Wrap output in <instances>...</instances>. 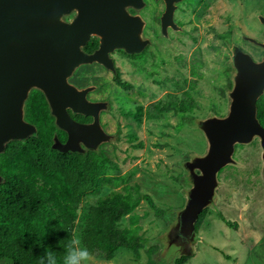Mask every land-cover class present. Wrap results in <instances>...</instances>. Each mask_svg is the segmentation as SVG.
<instances>
[{"label":"rangeland","instance_id":"rangeland-1","mask_svg":"<svg viewBox=\"0 0 264 264\" xmlns=\"http://www.w3.org/2000/svg\"><path fill=\"white\" fill-rule=\"evenodd\" d=\"M162 8V0L125 7L138 17L137 41L143 42L133 52L138 54L135 58L128 59L121 47L112 53L119 79L129 83L128 89L115 84L112 74L93 62L77 65L66 77L96 105L99 137L92 146L105 157L104 176L111 179L97 194L82 198L72 234L80 236L85 212L98 200L123 194L125 187L138 197L117 223L126 234V245L110 260L94 257L95 264H144L145 250L155 243L158 249L150 257L156 264H174L177 258L168 260L158 239L183 207L191 186L183 164L208 148L198 122L226 115L235 73L231 46L255 61L264 54L263 48L246 39H264V24L257 18L264 16V0H175L177 28L167 31H159ZM71 14L67 11L61 19L68 22L65 17L74 18ZM82 64L89 65L75 73ZM173 100H182L189 109L179 111ZM76 144L84 151L91 145L79 140ZM260 155L257 136L234 145L231 157L236 163L218 170L215 203L206 206L194 253L180 264H264ZM193 170L200 173L196 167ZM218 213L235 227L225 225Z\"/></svg>","mask_w":264,"mask_h":264},{"label":"water","instance_id":"water-1","mask_svg":"<svg viewBox=\"0 0 264 264\" xmlns=\"http://www.w3.org/2000/svg\"><path fill=\"white\" fill-rule=\"evenodd\" d=\"M174 1L163 0L162 28L170 19ZM130 5L139 7L141 0H0V152L7 140L35 131V126L23 118L24 102L31 88L43 94L54 125L66 133L63 143L53 135L52 148L84 152L77 147L79 140L91 143L88 149L96 151L92 146L99 137L96 106L85 99L83 90L68 84L66 77L81 63L99 61L110 67L105 54L113 47L134 52L143 46L137 41L138 17L125 11ZM72 7L76 8V15L64 23L61 16ZM257 18L264 24V16ZM89 34L98 35L100 42L98 49L85 54L80 46ZM246 39L264 50V39ZM231 52L235 73L226 115H212L198 122L208 148L183 164L191 186L185 193L183 207L158 239L168 260L194 253L200 240L194 223L206 206L214 205L215 189L220 183L217 172L236 163L231 157L236 143L258 137L264 173V127L256 118L255 105L264 89V54L255 61L237 46H231ZM67 109L90 115L94 120L77 123ZM194 167L199 174L194 173Z\"/></svg>","mask_w":264,"mask_h":264},{"label":"trees","instance_id":"trees-1","mask_svg":"<svg viewBox=\"0 0 264 264\" xmlns=\"http://www.w3.org/2000/svg\"><path fill=\"white\" fill-rule=\"evenodd\" d=\"M124 87H126L123 84ZM172 104L181 112L189 109L183 101ZM256 118L264 127V89L256 99ZM23 117L35 131L20 139H9L0 152V264H39L47 249L63 255V244L72 235L76 211L85 195L97 194L111 179L104 176L105 157L93 150L59 151L52 138L64 136L49 114L43 94L31 89ZM110 194L90 205L84 216L80 236L94 257L110 260L126 245V234L118 221L138 202L130 190ZM206 208L194 223L197 231ZM225 225L235 227L220 213ZM157 244L145 250L144 264H156L150 255ZM135 251V250H134ZM152 251V252H151ZM189 256L174 260L180 264Z\"/></svg>","mask_w":264,"mask_h":264},{"label":"flooded vegetation","instance_id":"flooded-vegetation-1","mask_svg":"<svg viewBox=\"0 0 264 264\" xmlns=\"http://www.w3.org/2000/svg\"><path fill=\"white\" fill-rule=\"evenodd\" d=\"M162 4H163V8H162V10L160 11V13H161V15L159 16V23H158V26H159V31H161V29H164L165 28V30L167 31V30H174V29H176L177 28V25H176V22L173 20V10H172V13H171V16H170V19H169V21L167 22V23H165V25H164V27L162 28V23H161V16H162V13H163V11H164V8H165V6H164V2H163V0H162ZM67 11H71V15H76V8H74V7H72V8H70V9H68ZM130 12V13H129ZM129 12H127L129 15H131V16H136L135 15V13H133L131 10L129 11ZM66 13V12H65ZM71 18H70V16H67V17H65V20L67 21L68 20V22H64V23H69L71 20H70ZM99 36L98 35H96V34H89L88 35V38L85 40V43L83 44V45H81L80 46V50L83 52V53H85V54H90V53H92V52H94L96 49H98V47H99ZM122 48V47H121ZM115 51V47H113L111 50H108L107 52H106V54H105V59L107 60V62H109L108 64L110 65V67H108L106 64H104V63H102V62H99V61H94L93 63H91V64H96L97 66H99L100 68H102L103 70H105L106 72H109V73H111L112 75V79H113V81L115 82V84H117L118 86H120L121 88H124V89H128L129 88V83L128 82H123V81H121L120 79H119V76H118V73H119V67L114 63V60H113V58H112V53ZM126 53H124L125 54V56H127V58L128 59H132V58H135V56H137L138 54H135V53H133V52H127L126 50H124ZM101 58H103L102 56H101ZM84 65H89V64H82V65H80V66H78L77 68H76V71H75V73L77 72V70L78 69H80V67L81 66H84ZM112 67V69H110ZM107 68H109V69H107ZM111 70V71H110ZM123 84L126 86V87H124L123 86ZM31 89H35V88H31ZM30 89V90H31ZM30 90H29V92H30ZM36 90H38V89H36ZM39 91V90H38ZM29 92H28V94H29ZM28 94H27V96H28ZM44 97V96H43ZM27 98V97H26ZM45 99V98H44ZM95 98H93V100H94ZM26 100V99H25ZM96 106V105H95ZM96 110V109H95ZM67 112H68V115L70 116V118L73 120V121H75V122H77V123H81V124H87V123H89V122H91V120H92V116H90V115H83V114H81V113H75V112H72L71 110H69V109H67ZM24 118V117H23ZM24 120L26 121V122H28V123H30V124H32L31 122H29L28 120H26L25 118H24ZM52 121H53V123H54V118L52 117ZM62 132H63V134H64V136L63 137H61L60 139H58V141H60V142H64L65 141V139H66V133L63 131V130H61ZM97 153H99V152H97Z\"/></svg>","mask_w":264,"mask_h":264},{"label":"clouds","instance_id":"clouds-1","mask_svg":"<svg viewBox=\"0 0 264 264\" xmlns=\"http://www.w3.org/2000/svg\"><path fill=\"white\" fill-rule=\"evenodd\" d=\"M62 246V256L49 248L40 257L39 264H95L93 253L84 245L81 237L72 234Z\"/></svg>","mask_w":264,"mask_h":264},{"label":"crops","instance_id":"crops-1","mask_svg":"<svg viewBox=\"0 0 264 264\" xmlns=\"http://www.w3.org/2000/svg\"><path fill=\"white\" fill-rule=\"evenodd\" d=\"M198 235V234H197ZM199 237V236H198ZM200 238V237H199ZM198 241V240H197ZM195 247V246H194Z\"/></svg>","mask_w":264,"mask_h":264}]
</instances>
